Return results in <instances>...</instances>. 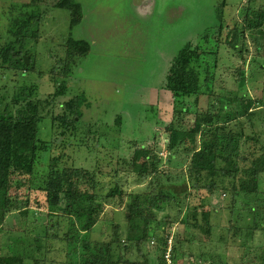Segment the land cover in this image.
<instances>
[{
	"label": "rangeland",
	"instance_id": "1",
	"mask_svg": "<svg viewBox=\"0 0 264 264\" xmlns=\"http://www.w3.org/2000/svg\"><path fill=\"white\" fill-rule=\"evenodd\" d=\"M59 1L0 0V60L1 51L17 39L22 18L33 16L27 33L37 34L24 44L33 73H24L21 63L16 73L0 70V112L2 104H36L41 139L50 142L49 156L63 151L57 166L83 163L103 183L102 193L116 187L120 195L114 194L116 204L103 201L97 224L79 233L72 218L50 216L55 207L49 208L45 193L35 189L41 185L37 173L43 164L30 171L29 163L15 159V182L8 194L14 209L0 219V257L21 258L22 264H264V78L246 83L244 99L253 104L248 126L238 117L237 98L243 91H238L236 70L242 62L231 51L219 48V65L228 75L216 77L211 56L201 65V92L185 100L190 114L174 115L172 97L164 89L179 49L201 39L203 43L205 35L224 41L248 11L246 49L264 56V12L252 13L250 0H71L80 9L72 25L71 12L55 7ZM221 24L227 27L219 31ZM69 40L86 42L88 53L68 57ZM59 90L65 93L54 97ZM233 91L237 93L229 94ZM78 95L84 103L76 134L90 126L101 137L98 142L93 134H88L90 141L77 140L80 150L77 143L63 148L51 119L62 113V103ZM200 115L226 124L216 134L219 141L225 140L223 134L236 137L238 122L248 128L241 132L247 140L230 177L222 175L220 162L214 176L203 173L195 179L191 173L190 157L200 147L204 129L192 133ZM172 119L178 130L173 150L168 144L171 130L165 127ZM252 179L257 192L242 193L240 184ZM86 180L80 179L83 189L89 188ZM184 185L188 189L178 198L175 190ZM139 194L140 200L167 199L160 208L144 201L152 214L149 225L161 242L151 237L136 245V238H126L132 218L126 220L124 209ZM58 206L61 211L60 201ZM133 223L138 225L134 236H140L141 216Z\"/></svg>",
	"mask_w": 264,
	"mask_h": 264
},
{
	"label": "trees",
	"instance_id": "2",
	"mask_svg": "<svg viewBox=\"0 0 264 264\" xmlns=\"http://www.w3.org/2000/svg\"><path fill=\"white\" fill-rule=\"evenodd\" d=\"M262 0H250L252 5V13H263L264 12V2L262 5L259 4ZM264 1V0H263ZM56 8L68 9L71 12L72 21L71 24L75 25L78 22V14L80 9L78 5L72 3L71 0H62L56 3ZM248 11V10H247ZM251 12V11H250ZM249 13V11H248ZM248 13H245V20L241 23H235L231 29L228 30L227 36L224 41L217 42L214 35H205L202 39L195 45L185 44L175 56L172 58L168 73L166 75V82L164 89L168 91L172 97L173 105V114L176 116H185L190 114L192 111L189 106H186V98L195 97L198 98L200 94V85L199 77L201 65L203 63H208V57H213V66L212 69H215V75L217 74H226L228 75L230 71L228 69H223L219 65V48L221 52H232L239 57L238 60L242 62V67L238 70V91H243L241 96L237 98L238 105V117L245 119L247 126L252 124L251 119L249 120L252 112V102L250 100L244 99L245 86L246 83L253 84L254 82L264 78V56L250 54L249 50L247 51L246 47V37L245 32L247 26L245 25ZM33 16L25 17L21 19V22L18 23L15 35L17 39L14 43L9 44L1 52L0 60V70L4 69L9 71H20L18 65L21 63L24 67V73L31 72L32 63L30 61V66L27 67L24 58L27 57L28 52L26 48L24 49V44L28 40H35L37 38L36 33L28 34L30 24L32 23ZM227 26L222 25L219 31L223 30ZM202 43V44H201ZM224 45V50L223 46ZM206 47H210L211 50H207ZM67 56L68 57H83L89 51V45L83 41H73L69 40L67 43ZM258 52V51H256ZM26 54V55H25ZM258 54V53H257ZM6 65H8L6 67ZM4 68V69H1ZM209 67H206V70ZM210 78H213V71ZM217 73V74H216ZM24 76V75H23ZM258 77H260L258 79ZM209 80L205 78V80ZM0 77V81H2ZM262 83V82H261ZM65 93V92H64ZM62 91L55 93L54 97L62 96L64 94ZM237 92H230L233 94ZM83 95L74 96V98L67 100L66 102L60 105L62 113H59L55 118L51 119V124L53 128L59 130V135L63 138V143L67 146H73L74 143H77V148H81L82 142L87 139L90 141L92 137L93 140L101 137L95 136L92 132V127H86L87 132L78 131L76 134L77 120L81 118V107L84 103ZM3 100V99H0ZM181 106V109H179ZM2 111L0 112V219L6 214V212L12 211L14 205L11 199H9L8 194L10 188L12 187L14 181L13 175L15 174L14 165L15 159L24 160L30 164V171L35 167L40 168L41 174L37 173L39 178L42 179L41 185L35 188L40 193H45L46 202L50 207H55V210H58V213L48 212L53 216L60 214L61 218L73 219V222L78 228L79 233H88L89 230L97 224L98 214L102 209V204L105 202H114L113 200H118L114 194L120 195V191L114 187L113 189L107 191V193H102L99 188H102L103 183L100 182L96 177L93 176V171L83 167V163L79 165H72V167L61 168L57 164L61 159L64 158V155L61 154L57 157L49 156V151L51 150L50 142H47L41 139L40 130L37 123L36 111L37 105L28 103L24 107H15V105L2 104ZM225 111L228 108H224ZM240 119V118H239ZM175 121H172L165 125L166 129L171 130V135L169 137V148L173 150L177 144L175 141V136L178 134L176 126L173 125ZM242 122H238L239 130L236 131V137H233V134L229 133L228 135H222V138H225L224 141H219L218 136L216 135L219 131L224 130L226 124H220L216 119L208 117L206 115L198 116V119L195 122L194 134L197 131L201 130L202 141L198 150H193L190 157V167L191 173L195 179H201L203 173H207L210 176H214L217 172V162H220L223 166L221 173L223 176L230 177L233 172L238 169V165L235 163V158L239 156V151L244 147L245 141L247 140L246 136L243 137L248 129L247 126L243 128ZM201 126V127H200ZM207 128H214L215 131H208ZM250 128V127H249ZM209 129V130H210ZM88 134H93L91 137ZM182 134V133H181ZM219 134V133H218ZM239 134V136H237ZM78 140V141H77ZM239 140V141H238ZM242 142V143H241ZM86 148H89L86 146ZM142 150L139 149L136 153H140ZM77 151V150H76ZM142 154L144 152L142 151ZM87 166V165H86ZM98 167L97 165L95 166ZM155 170V167H151ZM152 170V171H153ZM156 171V170H155ZM115 173V172H114ZM86 178L85 184L89 188H82L80 179ZM103 177V175H102ZM105 177V175H104ZM195 186V185H194ZM177 188V187H175ZM186 185L184 187H178L175 190L176 196L179 198V195L187 191ZM240 190L245 194H254L257 192V181L256 179L250 180L247 182H242L240 184ZM63 194V198H59V195ZM149 195V194H148ZM142 197L140 194L134 196V200L125 206L124 212L126 215V220L132 221L128 225V235L127 239L132 240L136 238V245L141 244L145 239L151 237H157L154 229L149 225L153 223L152 214L150 209L146 208L144 201L148 200V196H143L144 200H140ZM167 199L156 198V196L150 198V206L154 208H160L165 204ZM178 200V199H177ZM62 206L61 211H59L58 203ZM116 204L114 203H111ZM13 208V209H12ZM141 216L144 224L141 225L139 233L140 236H134V232L137 230V223H133V218H139ZM53 218V217H52ZM60 218V219H61ZM158 238V237H157ZM158 242H161L158 238ZM159 248V247H158ZM109 247L106 250V253H109ZM263 253V250L262 252ZM103 260V259H102ZM262 263H264V256L261 257ZM101 264H110L108 262L98 261ZM0 264H22L21 258L10 257V256H1Z\"/></svg>",
	"mask_w": 264,
	"mask_h": 264
},
{
	"label": "water",
	"instance_id": "3",
	"mask_svg": "<svg viewBox=\"0 0 264 264\" xmlns=\"http://www.w3.org/2000/svg\"><path fill=\"white\" fill-rule=\"evenodd\" d=\"M24 60L26 61V64H27L29 57H25Z\"/></svg>",
	"mask_w": 264,
	"mask_h": 264
}]
</instances>
